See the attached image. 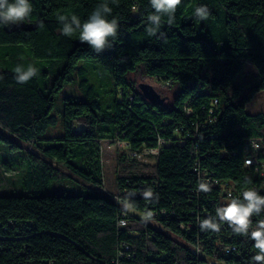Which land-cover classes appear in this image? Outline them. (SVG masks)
I'll return each instance as SVG.
<instances>
[{
    "label": "trees",
    "instance_id": "1",
    "mask_svg": "<svg viewBox=\"0 0 264 264\" xmlns=\"http://www.w3.org/2000/svg\"><path fill=\"white\" fill-rule=\"evenodd\" d=\"M99 2L31 0L30 23L0 28V182L26 171L25 193L0 194V264H251V240L227 224L201 231L197 219L214 215L228 192L264 195V178L245 165L248 157L264 164V113L247 112L264 91V0H182L163 40L144 31L148 0H119V37L97 55L78 35H61L56 17L83 21ZM198 5L209 8L206 20L193 18ZM17 63L39 75L17 84ZM104 71L103 97L90 77ZM138 73L176 90L172 105L145 100L130 80ZM75 83L82 94L63 97V135L45 137L58 122L56 98ZM159 139L170 144L153 165L122 155L117 192L107 193L102 142L140 153ZM253 141L260 148L247 151ZM66 173L79 179L77 193H44ZM200 180L210 192L197 191ZM259 220L264 214L252 226Z\"/></svg>",
    "mask_w": 264,
    "mask_h": 264
},
{
    "label": "clouds",
    "instance_id": "2",
    "mask_svg": "<svg viewBox=\"0 0 264 264\" xmlns=\"http://www.w3.org/2000/svg\"><path fill=\"white\" fill-rule=\"evenodd\" d=\"M151 12L147 15L146 27L144 29L149 38L166 39V33L162 31L166 23L171 26L175 23L176 12L182 4V0H148ZM112 5L119 6V0H100L95 5L85 20L72 14H57V21L61 25L60 33L65 37L78 35L82 44L88 47L97 55L105 50L112 49L114 42L119 37L120 22L113 15ZM33 4L31 0H0V28L13 26L19 27L31 22ZM210 15L207 5H198L194 9V19L206 20ZM39 27H44L43 22ZM14 80L17 84H28L33 78L39 75L40 69L33 63H17L12 69ZM0 79L3 76L0 75ZM259 173V169H256ZM264 174V173H260ZM251 183L250 178H245L244 184ZM211 184L205 180L198 181V192L208 193L211 191ZM145 197H151L149 189L144 193ZM126 207L130 205H125ZM264 214V195L252 187H246L239 197H232L226 204L218 206L214 215L203 219H197L201 231L219 233L221 226L227 224L232 233L246 237L253 242L256 250L251 257V264H264V220L256 222L252 226V218ZM145 220L151 219L148 213Z\"/></svg>",
    "mask_w": 264,
    "mask_h": 264
},
{
    "label": "rangeland",
    "instance_id": "3",
    "mask_svg": "<svg viewBox=\"0 0 264 264\" xmlns=\"http://www.w3.org/2000/svg\"><path fill=\"white\" fill-rule=\"evenodd\" d=\"M246 72L255 73V69L250 65L246 64ZM110 73L104 71L101 77L93 78L90 77L91 83L95 85L97 92L100 96H105L107 93V76ZM131 82L135 88L139 91V85L146 83L152 85L156 91L164 98H166L165 105H172L173 99L176 95V90L165 84L158 82L156 79L144 78L141 73L134 74L130 77ZM81 91L78 85L69 84L67 85L61 94L56 98L55 105L53 108V114L58 117V122L55 126L51 127L45 134V137H60L63 135L62 128V112H63V97L66 95L81 96ZM107 96V95H106ZM247 112L251 115H258L264 113V91L256 95L254 100L248 104ZM9 138H11L9 136ZM15 140V139H14ZM16 141V140H15ZM17 142V141H16ZM25 146V145H24ZM26 148V147H25ZM34 150V149H33ZM103 151V163L105 169V188L106 192L114 194L117 192L116 178L119 160L122 155L128 153L127 150L120 149L116 144L112 142H102ZM143 164L153 165L155 158H145ZM26 176V171H15L10 174L2 173L3 180L0 182V194L2 195H20L25 193L22 181ZM20 181V182H19ZM80 181L78 178L66 173V177L61 182H55L49 185L45 189V194H56V195H72L79 191Z\"/></svg>",
    "mask_w": 264,
    "mask_h": 264
},
{
    "label": "built area",
    "instance_id": "4",
    "mask_svg": "<svg viewBox=\"0 0 264 264\" xmlns=\"http://www.w3.org/2000/svg\"><path fill=\"white\" fill-rule=\"evenodd\" d=\"M217 104V101H215V105ZM215 112H217L216 109L212 108V110L210 111V115L212 116ZM210 116V120L209 122L212 123L213 122V118H211ZM114 144H116V146L120 149H124V150H129V145L128 143H125V142H114ZM170 143L166 142L165 140L163 139H159V142H158V146L156 148H153V149H145L143 152H129L128 151V154L141 161V162H144L145 161V158H155V160L157 159V157L159 156L161 150L163 147L169 145ZM260 148V144L258 141H253L251 143V145L247 146V151H251V150H258ZM245 165L246 166H255V169H259V173H264V164H259L257 161H255L252 157H248L245 159ZM262 177L264 178V174H261ZM232 193L231 192H228V198H232Z\"/></svg>",
    "mask_w": 264,
    "mask_h": 264
},
{
    "label": "water",
    "instance_id": "5",
    "mask_svg": "<svg viewBox=\"0 0 264 264\" xmlns=\"http://www.w3.org/2000/svg\"><path fill=\"white\" fill-rule=\"evenodd\" d=\"M139 92L145 100L154 105L162 106L166 102V98L162 97L150 84L141 83L139 85Z\"/></svg>",
    "mask_w": 264,
    "mask_h": 264
}]
</instances>
